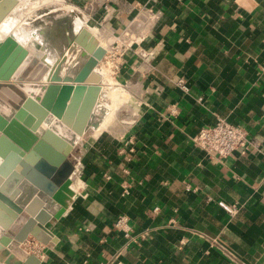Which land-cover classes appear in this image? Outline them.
I'll list each match as a JSON object with an SVG mask.
<instances>
[{
	"label": "crops",
	"instance_id": "crops-1",
	"mask_svg": "<svg viewBox=\"0 0 264 264\" xmlns=\"http://www.w3.org/2000/svg\"><path fill=\"white\" fill-rule=\"evenodd\" d=\"M63 2L82 8L103 47L125 28L135 38L124 36L132 48L115 74L99 63L127 92L129 120L80 138L72 203L47 243L28 234L20 246L38 264H264V0ZM138 47L152 49L148 62ZM217 118L258 145L224 157L194 146L197 129ZM121 214L134 240L114 230Z\"/></svg>",
	"mask_w": 264,
	"mask_h": 264
},
{
	"label": "water",
	"instance_id": "water-1",
	"mask_svg": "<svg viewBox=\"0 0 264 264\" xmlns=\"http://www.w3.org/2000/svg\"><path fill=\"white\" fill-rule=\"evenodd\" d=\"M17 0H0V23ZM11 35L0 39V263L38 264L20 245L28 234L47 243L72 203L73 149L108 112L98 96L105 54L81 27L47 64ZM46 124L44 128H41Z\"/></svg>",
	"mask_w": 264,
	"mask_h": 264
},
{
	"label": "rangeland",
	"instance_id": "rangeland-1",
	"mask_svg": "<svg viewBox=\"0 0 264 264\" xmlns=\"http://www.w3.org/2000/svg\"><path fill=\"white\" fill-rule=\"evenodd\" d=\"M14 9L15 10L12 14L9 15L10 21L6 18L0 23V30H2L3 27H7V33L4 34L7 35L8 33H13V37L22 43L31 36V33L33 34V32H35L36 35L33 34L32 36L35 37L33 38L36 41L41 43L43 52L44 49L46 50V56L44 54V57L48 64L53 63L57 59L67 40L72 37L75 30L80 29L76 27L78 20L82 24L81 27L89 28V31L91 28L75 9L61 0H18ZM74 17L79 18L74 19ZM105 67L109 69V66L103 63L102 68L105 69ZM100 68L101 67H99V69ZM103 74L105 73L103 72ZM104 78L105 77L102 75L101 80L103 83L101 88L103 87V92L101 97L109 104V106H112L113 96L111 97V94L108 91L111 87L112 89L113 87H116V85L114 84V79L111 78V84H106ZM107 86L110 88H107ZM116 91H119V93L116 95V104L112 107H115L114 111L108 121L103 120L100 126L95 129L98 130V133L101 132H99L101 126L104 125V129H106L105 126L107 123L112 124L114 120H129V117L127 118V115H124L127 112L126 108L129 107L130 98L127 92L122 88H118ZM119 114H122L123 116L119 118ZM118 124L123 123L118 121ZM72 154L77 155V149H74Z\"/></svg>",
	"mask_w": 264,
	"mask_h": 264
},
{
	"label": "built area",
	"instance_id": "built-area-1",
	"mask_svg": "<svg viewBox=\"0 0 264 264\" xmlns=\"http://www.w3.org/2000/svg\"><path fill=\"white\" fill-rule=\"evenodd\" d=\"M63 2V0H61ZM79 12L82 8L73 6L72 7ZM38 17V16H37ZM128 35L129 40L132 38L130 30L125 28L120 34H114L109 37L106 43L105 54L101 61L105 65L109 66V72L113 75L117 70V59L123 54L124 50L132 48V43L126 39L124 36ZM137 49V50H136ZM123 51V52H122ZM134 53L141 58L142 61L148 62L152 56V49L148 48H135ZM177 86L186 90L185 80L183 77H179L176 80ZM117 88L121 87L116 83ZM171 114H176L177 108L172 106L169 110ZM193 144L199 149L203 150L206 154L217 155L219 157H224L233 153H242L248 145H258V140H249L246 131L231 122L226 121L223 118H217L211 124L200 126L193 136ZM133 150V148H130ZM109 173L105 174L106 178H109ZM78 180H80L78 178ZM219 206L228 214L232 215L237 212V206L235 204L225 203L223 201H218ZM113 227L116 232H119L127 240L133 239L132 228L128 222V218L125 215H118L113 221ZM146 232L140 234V238H144Z\"/></svg>",
	"mask_w": 264,
	"mask_h": 264
},
{
	"label": "bare ground",
	"instance_id": "bare-ground-1",
	"mask_svg": "<svg viewBox=\"0 0 264 264\" xmlns=\"http://www.w3.org/2000/svg\"><path fill=\"white\" fill-rule=\"evenodd\" d=\"M18 1V0H17ZM75 18H79V17H74V19ZM73 22H74V20H73ZM74 24V23H73ZM81 26V23H80V21L78 20L77 21V24H76V27H80ZM7 27H3V31L2 30H0V39L2 38V37H4L5 36V34L7 33L6 31H7ZM89 29V28H88ZM93 29L94 28H90V31L91 32H93L94 33V31H93ZM5 33V34H4ZM7 35H11L12 37H13V34H10V33H8ZM31 37H34V36H30L29 38H27V40L25 41V42H20L19 40H17V39H15L14 37V39L17 41V42H19V43H21L22 45H24V46H28V50H30L31 52H34L36 49L35 48H31V46H30V44H28V41L31 39ZM35 38V37H34ZM38 44H40V46H39V48L37 49L38 51L37 52H39V53H41L40 54V56H41V58H42V60H44V62L45 63H47L46 61L47 60H45V57H44V52H43V50H42V45H41V43L38 41L37 42ZM105 71V70H104ZM106 72V71H105ZM107 80H109V81H111L112 82V79H111V77L108 75V72L107 73H105L104 75H103ZM104 78V79H105ZM117 89L116 88H111L108 92L111 94V97L113 98V104H112V106L110 107L109 106V104L108 103H106L103 99H102V97L100 96V94H99V96H98V99L99 100H101V102L104 104V105H106L107 107H108V112H107V115H108V117H110V115H109V113H110V111H111V109H112V107L116 104V95L119 93V91L117 92L116 91ZM107 115L105 116V118L107 117ZM104 118V119H105ZM103 119V120H104ZM46 126V124H43V126L41 127V128H44ZM72 187V186H71ZM73 189V188H72ZM74 190V189H73Z\"/></svg>",
	"mask_w": 264,
	"mask_h": 264
}]
</instances>
